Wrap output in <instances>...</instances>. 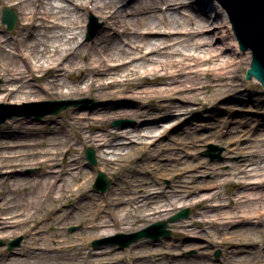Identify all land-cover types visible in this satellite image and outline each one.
<instances>
[{"label": "bare ground", "instance_id": "1", "mask_svg": "<svg viewBox=\"0 0 264 264\" xmlns=\"http://www.w3.org/2000/svg\"><path fill=\"white\" fill-rule=\"evenodd\" d=\"M126 1L131 0H0V5L13 10L16 7L20 13L17 30L11 35L0 33V55L6 57V61L0 59V77L3 79L0 101L11 97L20 102L32 97L81 96L86 93L111 99V105L105 102L88 111L78 112L75 108L69 112V123L74 127L76 136L74 139L83 145H94L103 167H110L119 173L120 166H129L130 169L122 172H135L121 174L116 185L105 195L90 194L88 186L93 178L92 170L84 169L77 153L70 152L72 139H57L58 134L52 132L54 135L30 131L35 138H27L21 144L14 141L1 144L2 183L11 180L26 165H38L43 171L13 181L12 190L19 185L28 188L23 202L4 201L0 190V231L9 227L23 228L25 233L34 236L29 245L32 250L27 251L29 253H10L9 260L0 264H40L41 261L44 264L112 263L116 261L114 258H118V248L108 252L102 248L90 249L94 239L112 235L115 230H120L118 225L128 229L131 226L126 224L143 221L147 208L160 215L170 213L164 207L168 202V206L174 205L172 198L185 200L200 208L199 214L195 215L197 217L190 221L174 220L177 231L191 234L196 227L215 228V231L208 232L209 243L197 247L201 249V255L197 257L208 259L211 253L209 246L217 243L226 240H231L232 245L235 243L238 234L235 231L226 233L225 228L230 230L233 226L247 223L250 230L264 234V134L260 135L251 150L236 146L244 151L243 161L234 164L239 189L244 191L231 198L238 209L230 212L223 209L224 203L216 205L209 202V199L220 197L219 190L210 195L207 193V196L190 197L197 189L181 179L186 172L185 161L177 152L180 145L163 147L159 143L157 148L150 146V143H156L157 134L154 132L160 125L159 113L170 114L179 106L172 101L173 93H178V97H200L192 90L201 76L206 78L200 81L206 90L230 92L239 88L236 70L231 68L235 63L229 59L222 61L219 47H215L221 39L217 29L220 26H216L214 18L203 9L198 15L194 4L204 0H182V4L189 6L183 8L186 10L184 13L179 10L180 0H133V5L126 4ZM81 10H93L105 21V28L93 43L80 38L85 13ZM226 18L231 26L228 14ZM123 37L127 38L126 43L130 47H127ZM81 56L87 59L81 61ZM149 59L157 62L151 76L140 68H147L144 61ZM199 64L207 66L201 68ZM185 81L190 84H184ZM159 83L166 86H154ZM159 97L169 101L163 102ZM155 98L160 101L147 102ZM125 115L137 120L131 126L133 129L105 126V122ZM152 136L154 139L147 142ZM4 137L3 133L1 138ZM14 148L21 150L16 153ZM6 149H10V153ZM158 149L176 156L162 162L161 158L159 160L162 153ZM135 151L140 152V159L143 158L144 162L126 164L125 158ZM60 153L65 161L57 159ZM146 169L164 173L180 171L181 180L178 179L171 190L154 192V180L145 181L136 177ZM254 176L255 179H252ZM258 189L262 191L256 192ZM205 201L206 204H203ZM42 207L45 208L40 212ZM210 210L218 212L210 214ZM36 216L40 217V223ZM130 216L135 217L133 222L127 221ZM73 222L79 225L80 230L69 233L66 229ZM45 223L55 225V230L46 231ZM43 232H46L45 236L40 237ZM252 240L254 242L247 243L244 250L230 246L223 264H249L243 263V251L249 254L261 251L264 257L260 242L255 236ZM149 243L143 240L140 245ZM168 245L147 246L142 254L136 247H130L129 251L135 258L146 259L157 255L159 248H168L171 250L168 264H187L178 258L183 254L178 256L177 251L182 245L172 242ZM109 253L114 255L111 257ZM205 260H200V264H208ZM161 263L165 264L162 260ZM252 264H264V259L258 258Z\"/></svg>", "mask_w": 264, "mask_h": 264}, {"label": "rangeland", "instance_id": "2", "mask_svg": "<svg viewBox=\"0 0 264 264\" xmlns=\"http://www.w3.org/2000/svg\"><path fill=\"white\" fill-rule=\"evenodd\" d=\"M182 0H180L181 3ZM127 4V1H126ZM125 4V5H126ZM6 5H0V33L11 35L12 32L17 30L19 22H20V13L16 7L14 9L18 13L19 19L13 29H8L7 23L2 21L3 8ZM196 6V11L199 14L201 13V9H203L206 14L212 16L214 18V24L216 26H220L218 29L219 38H221L218 42H216L215 47H219V51L221 52L222 61L229 59L233 61L235 64L231 65V68H235L237 77L236 80L239 84V88L235 91L230 90V92H224V90L214 91L211 88L202 87L203 84L200 83L202 80H206L205 77L201 76L199 79L195 81V88H193L192 92H198L200 97H178V93H173L172 101L179 104L174 110V112L170 114L159 113L160 117V125H158L157 130H155L154 134H157L156 143H150L151 148H157V144H162L163 147L169 146V144L180 145V149L177 150L180 155H182L185 161V174L181 179L186 183L193 185L196 187V191L190 195V197H196L198 195L207 196L215 193V191L219 190L220 197H214L209 199V202L212 204L219 205V203H224V210L226 212H230L233 210H237L238 206L232 204V197H235L237 194H240L244 190L239 189L238 186V177L235 176L236 167L234 164L236 162H242V158L244 157V151L242 149L248 151L251 150L256 141L259 139L260 135L264 134V84L260 82L259 78L253 74H249V70L251 68V50L244 51L240 49L239 42L234 34V30H232L231 26L227 23V12L219 7V2L217 0H204L203 3L194 4ZM221 6V5H220ZM183 8H189L188 5L182 4L180 7V12L184 13L186 10ZM164 9V7H163ZM84 13L83 20L81 22L82 31L80 34V38L82 41L93 43L95 38L103 31L105 28V21L102 19L100 15H98L93 10H81ZM89 11V12H88ZM217 16V17H216ZM216 17V18H215ZM90 23L92 24L89 29ZM222 23L226 25H222ZM222 26V27H221ZM124 38V42L127 47H130L126 42L127 38ZM223 43V45H222ZM201 54H204L201 52ZM0 59L6 61V57L4 55H0ZM87 58L85 56H81L80 60L85 61ZM147 65V68L140 67L142 71L148 73L150 76L154 74V70L157 62L149 59L148 61H144ZM207 65L202 64L198 65V67H206ZM149 69V70H148ZM184 78V77H183ZM220 82V81H219ZM3 79L0 77V89L2 87ZM232 83V82H231ZM184 84H190V82H186ZM153 86V85H150ZM157 87H164L166 84H154ZM225 87V86H224ZM163 102L169 101V99L165 97H159ZM159 98H155L154 100L147 101L156 103L160 101ZM191 99V100H187ZM193 99V100H192ZM47 100H58L60 102L67 103L70 105L67 109L63 110L58 114H47L42 116V112H48L55 107L48 105H38L33 104L30 105L28 103L31 102H44ZM112 100H106L104 98L96 97L93 94H83L81 96L74 95H65V96H50L45 98H31L30 100H23L20 102H16L14 97L7 99L5 101H0V119L5 114H13L12 116L5 122L0 123V130L2 134L4 133L5 137L0 135V145L5 143H22L27 138H33V135L30 131H35L38 134H48L54 135L58 134L55 138L63 139L68 137L72 139L73 148L70 152L77 153L78 158H80V163L84 169L90 171L92 170L93 178L89 183L88 191L90 194L95 195H105L110 192L112 186H115L118 182L121 174H134L135 172L123 173L126 168L123 166L119 167V173L110 167H103L99 162V155L97 152V148L91 144H80L74 138V127L70 126L69 123V112L72 109H75L78 112L88 111L97 106H102L103 103L107 105H111L109 102ZM181 104V105H180ZM8 105V106H7ZM155 111H158L156 109ZM158 113V112H157ZM155 116V115H154ZM113 121H120L118 125L113 126ZM132 121V123L130 122ZM105 122V121H104ZM137 123V120L133 118L131 115L120 116L110 121L105 122L106 127L110 128H119L124 129L131 126H134ZM147 125V124H146ZM133 129V127H131ZM54 134H52V133ZM125 133V132H124ZM153 137V138H152ZM151 138L148 137L147 142H150L154 139V136ZM35 138V137H34ZM138 143L137 141H135ZM152 144V145H151ZM140 145V143H138ZM4 146V145H2ZM92 147L96 151L97 164H91L85 156V150L87 147ZM236 146H242V149H237ZM218 148L221 149V158H211L208 154L209 151L216 155L219 153ZM16 153H18L21 149L14 148ZM12 150V151H13ZM108 150H111L109 148ZM157 151H161L162 155L159 156V160L161 158L162 162H168V158L171 156H176L175 154L170 153L167 150L158 149ZM7 153H10V149H6ZM157 152L156 154H158ZM3 154V148L0 146V155ZM64 155L62 153L57 155V159L62 162L65 161L66 158L62 159ZM126 159V164L132 165L133 163H142L143 158L140 159V152L135 151L132 152ZM58 164V163H57ZM86 164V165H85ZM63 165H66L65 163ZM95 168L93 170L92 168ZM131 167L128 166L127 169ZM98 170H102L106 172L112 179L113 183L109 187V189L105 192L98 191L93 187V184L98 175ZM43 171L40 166H29L26 165L22 169L20 173H18L15 177H12L8 182L2 183L0 181V190H2V196L4 197V201L9 200H24V196L27 195L28 188L24 185L15 186V189L12 190L13 181L17 180L19 177L33 176L39 174ZM180 171H172L170 173L157 171L153 172L149 169L144 170L141 174H137L136 177L143 179L145 181H155V189L154 192H160V190H171L173 186L176 184V181L179 179ZM1 177V176H0ZM255 179V176L252 177ZM262 189H258L259 192ZM166 197V196H165ZM163 197V198H165ZM174 201L173 206H168L169 202L166 204V200L164 199V203L166 206L164 208H168L167 211L170 213L159 214L157 212H153V209L147 208L144 212L146 218L143 221L134 222L132 225L126 224L125 226H131L128 229H123L119 225L117 226L120 230H115L114 233L110 236L118 232H135L141 230L150 224L156 222L157 220L168 219L169 217L175 215L183 209H190V214L188 218L181 219L189 220L193 217H197L195 215L199 214V207H195L194 204H188L187 201H176L175 198H172ZM207 201V200H206ZM206 201L203 204H206ZM23 202V201H22ZM45 207L39 209L40 212ZM240 209V207H239ZM214 214L218 212V210H210ZM40 213L36 214L39 215ZM79 216L80 213H77ZM200 217V216H199ZM37 222L40 221V217L36 216ZM135 217L130 216L127 221L133 222ZM178 222V221H176ZM170 222L169 229H172V234L169 238L162 237L160 240H151L150 238H144L138 240L137 242L132 243L129 247L120 249L117 245H110L104 243L103 239L108 238L109 236H102L96 239H101L102 243L99 248L110 251V249L114 250L118 248V258H114V262L112 263H101V264H162L161 260L165 263H169V256L171 255V250L168 248H159L157 255L149 256L146 259L135 258L130 253V247H136V250L140 251V254L145 253L148 249L147 246L150 247H158L161 244H165L167 246L168 243H180L182 246L177 249L178 256L180 253L183 254L178 257L179 261H186L187 264H200V260H205L203 257H197V255H201L197 247L202 246L201 244L209 243L208 232L215 231L214 227H207L206 229H202L200 227H196L194 232L191 234H182L177 231L174 223ZM75 227L71 230V227ZM250 224L245 223L243 225L233 226L230 230L229 227L225 228L226 233H230L231 231H235L238 234L236 236L235 243H231V240H226L224 243H217L216 245L209 246L210 255L208 259L204 262L208 264H223L226 263L224 261V257L226 256V251L230 246H234L233 248H240L244 250L246 248L247 243L254 242L252 239L254 236L256 240H258L261 244V247L264 249V234H260V232L256 233L254 230L249 229ZM55 225L46 224L45 230L52 232L55 230ZM244 229V230H240ZM67 232H77L80 230V227L76 223H71L67 227ZM231 232V233H232ZM46 232H43L40 237H44ZM256 234V235H255ZM5 235V236H3ZM20 236L22 239L18 244L14 245L13 248H10V243L15 241ZM247 238L246 240L243 238ZM94 239V240H96ZM34 240V236H31L25 231L19 228L9 227L6 230L0 231V262H5L8 255L13 252H20L22 254L29 253L28 250L31 251V247L29 245ZM93 240V241H94ZM146 240L150 242L148 245L142 246V241ZM46 242L45 240L43 241ZM50 243V240L48 241ZM158 245V246H157ZM244 246V247H243ZM257 246V245H256ZM161 247V246H159ZM95 248L92 243V246L89 247ZM205 249V248H203ZM157 250V249H156ZM254 250V249H253ZM217 251H220V255H216ZM114 252V251H111ZM245 254L243 263L252 264L256 259H264L262 257V252L259 251L258 254H249L246 251L242 252ZM110 254V253H109ZM114 253H111L109 256H113ZM255 255L257 258H254ZM253 258V259H252ZM252 259V260H251ZM198 260V261H197ZM40 264H44L42 261ZM79 264H89V263H79Z\"/></svg>", "mask_w": 264, "mask_h": 264}, {"label": "water", "instance_id": "3", "mask_svg": "<svg viewBox=\"0 0 264 264\" xmlns=\"http://www.w3.org/2000/svg\"><path fill=\"white\" fill-rule=\"evenodd\" d=\"M223 7L227 10L230 20L233 24L234 32L240 42V49H250L251 54V68L249 74L256 75L264 84V0H219ZM128 5H133V0L127 1ZM9 24V28L15 27L18 16L15 11L6 7L4 9V19ZM53 105L54 109L43 112L41 115L48 113H60L70 105L62 103L58 100H47L42 102L30 103V105ZM15 114H5L0 123ZM88 159L91 163L96 164L95 153L91 149L86 151ZM211 155V154H210ZM219 156V155H218ZM112 180L106 176L102 171H99V176L94 185V188L106 191ZM190 210H183L178 214L172 216L168 220L157 221L150 226L131 234L119 233L110 238L105 243L119 244L121 247L129 246L132 242L137 241L143 237H151L154 240L160 239L162 236L169 237L172 230L168 229L169 222L189 216ZM21 238L16 239L10 243V248L18 244ZM101 243L96 242L95 247H99Z\"/></svg>", "mask_w": 264, "mask_h": 264}]
</instances>
